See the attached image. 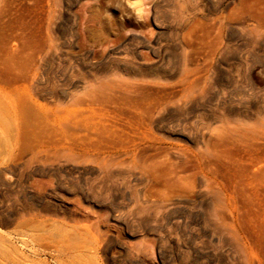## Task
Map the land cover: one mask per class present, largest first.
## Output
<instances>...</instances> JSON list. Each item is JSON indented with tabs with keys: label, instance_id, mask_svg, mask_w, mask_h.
Returning a JSON list of instances; mask_svg holds the SVG:
<instances>
[{
	"label": "rangeland",
	"instance_id": "rangeland-1",
	"mask_svg": "<svg viewBox=\"0 0 264 264\" xmlns=\"http://www.w3.org/2000/svg\"><path fill=\"white\" fill-rule=\"evenodd\" d=\"M1 2L0 264H264V0Z\"/></svg>",
	"mask_w": 264,
	"mask_h": 264
},
{
	"label": "bare ground",
	"instance_id": "bare-ground-1",
	"mask_svg": "<svg viewBox=\"0 0 264 264\" xmlns=\"http://www.w3.org/2000/svg\"><path fill=\"white\" fill-rule=\"evenodd\" d=\"M1 1H3V0H1ZM1 1H0V3H2ZM30 1H31L32 6L35 7L40 0H30ZM0 13H2L1 12V7H0ZM21 35L20 36L17 35V37L15 36L16 37V40L19 42V44H17V46L14 49H9L7 47L8 45L6 43L5 44L7 46L3 45V43H2V45L0 46V52L3 53V54H5L8 58L9 57H12L13 58L12 54L14 52L15 53L16 52H18V53H20V52L24 53L23 50H27L28 51L27 54H29V57L28 58H29V61H30V71L29 72L31 73V78H34L37 75V69H38L37 64H36V59L37 58L44 59V57L50 52L51 45H50L49 42H47V39L43 38V36H40L41 34L38 33L37 26L35 25V20L33 22H31V25H30V27H29V29L27 31V35H26V38H25L27 44H24L25 43L23 41L24 38ZM2 37H0V38H2ZM2 39H3V41L5 40L4 38H2ZM1 59L3 60V58H1ZM9 59H11V58H9ZM22 63H23V61H22ZM1 67H3V66H1ZM16 72H17V70H16ZM19 73H18V76L20 75ZM189 75H191V74H189V72L187 70H184L182 72V76H181V78L179 80L181 82V89H180L181 91L180 92H175L174 90H170V89H167V88H164V87H162V88L159 87V88L151 89L150 87L149 88H145V87L140 86L138 84H128V85H125V86L120 87V89L118 88L119 89V91H118L119 93L117 92L118 94L116 93L115 95H113V98H115L117 100L131 102V103L135 104V107L139 109V111H140L141 114H145V115H147L149 117H152L154 113H158L161 110L165 109L170 104H173V103H175L178 100H182V98L187 93L186 92V89H188L187 85L189 83V77H190ZM28 76L30 77L29 74H28ZM9 79L11 80V78H9ZM17 80H19V79H17ZM5 92H7V91H5ZM2 94L5 95V93H2ZM7 95H5V96H7ZM8 98H9L8 101L11 103L12 101H10V97H8ZM111 98H112V96H111ZM83 103H85V101ZM11 105H13V104L11 103ZM13 107H15V106H13Z\"/></svg>",
	"mask_w": 264,
	"mask_h": 264
}]
</instances>
